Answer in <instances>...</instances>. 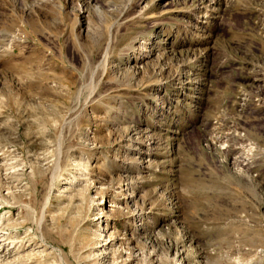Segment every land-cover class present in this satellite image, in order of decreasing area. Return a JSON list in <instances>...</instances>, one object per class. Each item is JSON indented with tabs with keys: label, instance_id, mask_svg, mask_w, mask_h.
<instances>
[{
	"label": "rangeland",
	"instance_id": "obj_1",
	"mask_svg": "<svg viewBox=\"0 0 264 264\" xmlns=\"http://www.w3.org/2000/svg\"><path fill=\"white\" fill-rule=\"evenodd\" d=\"M0 264H264V0H0Z\"/></svg>",
	"mask_w": 264,
	"mask_h": 264
}]
</instances>
